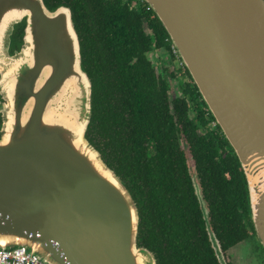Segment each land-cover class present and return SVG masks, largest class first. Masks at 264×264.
Segmentation results:
<instances>
[{"label": "water", "instance_id": "obj_1", "mask_svg": "<svg viewBox=\"0 0 264 264\" xmlns=\"http://www.w3.org/2000/svg\"><path fill=\"white\" fill-rule=\"evenodd\" d=\"M144 1L238 160L264 252V0ZM90 117L70 9L0 0V249L26 246L48 264H156L137 245L129 191L85 138ZM191 181L210 246L226 264Z\"/></svg>", "mask_w": 264, "mask_h": 264}, {"label": "trees", "instance_id": "obj_2", "mask_svg": "<svg viewBox=\"0 0 264 264\" xmlns=\"http://www.w3.org/2000/svg\"><path fill=\"white\" fill-rule=\"evenodd\" d=\"M43 2L50 10L71 11L81 67L91 82L85 138L137 206V245L153 253L156 264H218L192 169L221 251L250 239L264 260L245 177L231 147L217 125L209 126L214 119L184 66L162 73L148 57L158 51L180 62L152 10L131 0ZM23 27L15 26L10 52L19 48ZM170 80H180L172 97Z\"/></svg>", "mask_w": 264, "mask_h": 264}, {"label": "rangeland", "instance_id": "obj_3", "mask_svg": "<svg viewBox=\"0 0 264 264\" xmlns=\"http://www.w3.org/2000/svg\"><path fill=\"white\" fill-rule=\"evenodd\" d=\"M147 32V29L145 28ZM149 59L152 62L153 66L157 69L158 72L164 73V69L175 73L177 68H180L178 61L170 60L167 55H163L160 52H151L149 54ZM164 68V69H163ZM180 82V80H178ZM178 81L170 80L171 83V93L169 96L172 97L174 93L178 92ZM170 91V90H169ZM191 177H194V172L190 169ZM195 183L197 180L195 178ZM223 259L226 264H263L264 260L262 257L256 255L254 244L252 240H245L234 247L230 248L226 253H223Z\"/></svg>", "mask_w": 264, "mask_h": 264}, {"label": "built area", "instance_id": "obj_4", "mask_svg": "<svg viewBox=\"0 0 264 264\" xmlns=\"http://www.w3.org/2000/svg\"><path fill=\"white\" fill-rule=\"evenodd\" d=\"M133 6L150 9L144 0H131ZM172 52L176 54L175 48L171 46ZM177 55V54H176ZM181 66V61L179 62ZM215 121L209 123L210 127H214ZM0 264H48L41 260L37 255L30 253L26 246L17 245L15 248L0 249Z\"/></svg>", "mask_w": 264, "mask_h": 264}, {"label": "bare ground", "instance_id": "obj_5", "mask_svg": "<svg viewBox=\"0 0 264 264\" xmlns=\"http://www.w3.org/2000/svg\"><path fill=\"white\" fill-rule=\"evenodd\" d=\"M263 181H264V179H263ZM65 260V259H64Z\"/></svg>", "mask_w": 264, "mask_h": 264}, {"label": "clouds", "instance_id": "obj_6", "mask_svg": "<svg viewBox=\"0 0 264 264\" xmlns=\"http://www.w3.org/2000/svg\"><path fill=\"white\" fill-rule=\"evenodd\" d=\"M179 58V57H178Z\"/></svg>", "mask_w": 264, "mask_h": 264}]
</instances>
